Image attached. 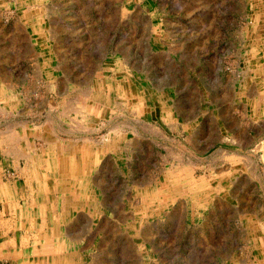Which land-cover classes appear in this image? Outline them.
Here are the masks:
<instances>
[{
    "label": "rangeland",
    "instance_id": "1",
    "mask_svg": "<svg viewBox=\"0 0 264 264\" xmlns=\"http://www.w3.org/2000/svg\"><path fill=\"white\" fill-rule=\"evenodd\" d=\"M159 74L183 120L162 136ZM5 138L36 157L71 264H264V0H0Z\"/></svg>",
    "mask_w": 264,
    "mask_h": 264
},
{
    "label": "crops",
    "instance_id": "2",
    "mask_svg": "<svg viewBox=\"0 0 264 264\" xmlns=\"http://www.w3.org/2000/svg\"><path fill=\"white\" fill-rule=\"evenodd\" d=\"M168 77H162L159 74L158 77L149 81L150 87L146 88V95L153 96L150 101L156 103L159 102L158 112H160L161 124L154 125L158 127H163L165 129L164 133H159L158 136L166 135L168 132H175L177 127H180L183 123L181 119L176 120V117L168 116L167 113L170 112L173 115L174 109L170 103L174 99L171 97L170 88L168 86H173L168 82ZM175 86V87H174ZM173 88H176L174 85ZM179 90V87H178ZM182 94V93H179ZM202 100L201 102H203ZM200 100L197 98H189L187 102L188 108L192 112H197V118L200 116L199 108ZM174 120H171V118ZM178 121V122H177ZM194 120L188 119L186 126L192 125ZM199 123L202 120L198 121ZM219 126V125H218ZM221 132L223 125L220 124ZM224 128V127H223ZM151 132V131H150ZM198 133L204 134L202 130ZM152 133L146 134V139L150 138ZM4 145L0 146V264H71V252L69 247L54 245V239L60 237V231L51 232L46 230V224H48V213H49V203L46 198V188L43 184V180L39 179L40 188L33 184V170L32 164L29 163L28 159H36L33 155H26L22 151L15 148H8L6 143L7 138L0 140ZM50 156L47 158L52 159H71L73 158L72 151H49ZM86 155H81L80 158L93 157L94 153L84 152ZM92 153V154H91ZM95 158L97 156H94ZM23 160L25 163L23 164ZM69 165V167H68ZM81 165V164H80ZM82 166V173L79 175H85L86 166ZM57 169L50 170L53 176H56L54 181H58L59 178L68 176L67 174L75 175V165L71 166V163L59 162L58 166L54 167ZM12 171H15L17 177H12ZM11 173V174H10ZM48 173V172H47ZM37 175V172L34 176ZM52 176V177H53ZM80 177V176H79ZM58 178V179H57ZM23 180V181H21ZM80 181V180H79ZM66 192L72 191L71 183L67 181L58 184ZM54 184V191H59V186ZM85 182L80 181L79 185L73 190L85 191ZM68 204V202H67ZM54 213V211H53ZM64 212L62 211V214ZM44 214V216L40 215ZM42 217V218H40ZM43 223L42 228V240L44 243L40 246L37 245L35 248L32 246V242L24 243L22 241V232L26 230L31 235L32 228H29L27 223H32L38 225V222ZM30 223V224H31ZM58 232V235L56 234ZM3 246V247H1Z\"/></svg>",
    "mask_w": 264,
    "mask_h": 264
},
{
    "label": "bare ground",
    "instance_id": "3",
    "mask_svg": "<svg viewBox=\"0 0 264 264\" xmlns=\"http://www.w3.org/2000/svg\"><path fill=\"white\" fill-rule=\"evenodd\" d=\"M50 213V212H49ZM1 247H3V246H1Z\"/></svg>",
    "mask_w": 264,
    "mask_h": 264
}]
</instances>
